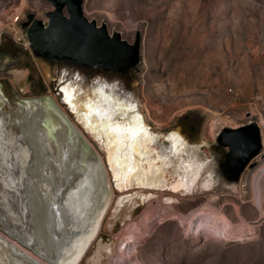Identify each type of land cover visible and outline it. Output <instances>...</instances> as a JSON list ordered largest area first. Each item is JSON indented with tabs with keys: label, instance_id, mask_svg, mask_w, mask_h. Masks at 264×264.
Here are the masks:
<instances>
[{
	"label": "rangeland",
	"instance_id": "374dc122",
	"mask_svg": "<svg viewBox=\"0 0 264 264\" xmlns=\"http://www.w3.org/2000/svg\"><path fill=\"white\" fill-rule=\"evenodd\" d=\"M51 9L45 0H0L4 110L20 119L21 103L30 100L35 104V100L52 97L104 161V146L84 129L62 90L53 89L25 41L18 39L25 34L21 23L28 13L42 18ZM83 9L89 19L105 22L110 32L119 31L129 42L141 32L140 94L146 120L157 133L153 147L162 156L169 155L165 135L189 116L200 130L192 145L204 159L200 182L210 179L213 186L196 187L190 193L167 190L164 203L161 193L154 192L148 203L137 194L133 202L120 206L121 197L135 190L122 193L114 188L111 193L103 164V176L92 196L98 205L109 194L111 206L98 239L81 264H264V179L262 205L254 203L250 193L251 178L264 164V0H84ZM15 16H19L17 23ZM58 80L52 78L57 88L81 89L84 99L97 97L93 87ZM252 121L261 128L263 148L234 188L233 182L227 184L221 177L212 146L221 129ZM189 158L182 153L183 160ZM170 162L181 172L180 160ZM55 179L54 186L62 180L57 173ZM5 200L0 199V233L39 258L21 237L13 235L18 218L1 211ZM149 206L156 211L152 221L147 217ZM170 211L178 215H169ZM125 226H132L133 232L122 234ZM3 261L2 252L0 264Z\"/></svg>",
	"mask_w": 264,
	"mask_h": 264
},
{
	"label": "bare ground",
	"instance_id": "6f19581e",
	"mask_svg": "<svg viewBox=\"0 0 264 264\" xmlns=\"http://www.w3.org/2000/svg\"><path fill=\"white\" fill-rule=\"evenodd\" d=\"M91 87L96 99H84L81 89L64 86L61 90L71 112L106 149L104 161L55 99L48 97L45 105L29 103L22 109V117L13 119L4 110L7 99L0 88V199H6L1 211L18 218L13 235L21 237L39 257L18 248L0 233L4 264H81L98 239L111 206L109 194H104L98 205L92 196L103 176V164L110 177L111 193L114 188L122 193L135 190L121 197L120 206L133 202L137 194L148 203L158 192L164 203L167 190L190 193L196 187L213 186L210 179L200 182L204 159L184 135L178 131L166 134L169 155L162 156L153 147L157 133L145 115L113 89ZM182 153L190 157L188 161L182 159ZM174 158L180 160L181 172L170 162ZM56 173L62 180L54 186ZM263 179L264 164L251 178L252 201L259 206ZM66 180H72L76 187ZM232 185L236 188L235 183ZM169 215L178 214L170 211ZM155 216V208L149 206L148 220ZM131 227L125 226L122 234L129 230L131 234Z\"/></svg>",
	"mask_w": 264,
	"mask_h": 264
},
{
	"label": "water",
	"instance_id": "95a60500",
	"mask_svg": "<svg viewBox=\"0 0 264 264\" xmlns=\"http://www.w3.org/2000/svg\"><path fill=\"white\" fill-rule=\"evenodd\" d=\"M45 1L53 6L46 12L47 21L28 13L21 27L32 55L51 79L53 89L61 92V86L57 88L52 81L58 77L64 78L61 84H82L88 88L104 85L146 116L140 94L141 32H137L134 42H129L119 31L110 32L105 22L98 24L96 19H89L84 14V0ZM27 101L21 104L22 109L30 103ZM49 101L45 97L34 103L45 105ZM173 131L190 141L181 126ZM216 141L212 150L217 156L219 173L227 184L238 183L263 148L261 128L254 121L221 129ZM10 248L15 251L13 246Z\"/></svg>",
	"mask_w": 264,
	"mask_h": 264
},
{
	"label": "flooded vegetation",
	"instance_id": "af4514ba",
	"mask_svg": "<svg viewBox=\"0 0 264 264\" xmlns=\"http://www.w3.org/2000/svg\"><path fill=\"white\" fill-rule=\"evenodd\" d=\"M179 126L182 127L183 132L187 134L192 144L194 143V141H198L200 137V130L198 128V125L194 123L189 116H185L180 122Z\"/></svg>",
	"mask_w": 264,
	"mask_h": 264
},
{
	"label": "built area",
	"instance_id": "2783aa9c",
	"mask_svg": "<svg viewBox=\"0 0 264 264\" xmlns=\"http://www.w3.org/2000/svg\"><path fill=\"white\" fill-rule=\"evenodd\" d=\"M47 11H48V10H46V11L43 12V16H42V18H41L37 13H34V14H35L36 17L41 18V19L47 21V17H46V12H47ZM18 20H19V16H15V17H14V23H17ZM23 31H25V30H23ZM23 31H22V32H23ZM18 39H19V40H22V41H25V45L29 47V45H28V40H27V37H26V32H25V34L23 33V35H19V38H18Z\"/></svg>",
	"mask_w": 264,
	"mask_h": 264
}]
</instances>
